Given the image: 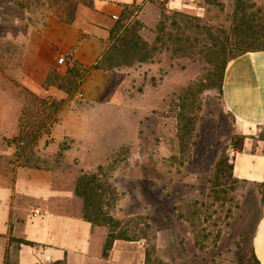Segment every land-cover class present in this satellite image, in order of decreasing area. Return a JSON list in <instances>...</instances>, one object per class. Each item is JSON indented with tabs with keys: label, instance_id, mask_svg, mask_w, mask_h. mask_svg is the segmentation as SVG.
<instances>
[{
	"label": "rangeland",
	"instance_id": "374dc122",
	"mask_svg": "<svg viewBox=\"0 0 264 264\" xmlns=\"http://www.w3.org/2000/svg\"><path fill=\"white\" fill-rule=\"evenodd\" d=\"M181 1L189 6H172L182 14L170 12L163 31L158 0H139L122 21L128 26L137 19L141 38L157 49L145 62L107 70L108 98L117 122L113 153L103 167L117 196L106 212L119 221L118 233L128 238L122 240L143 250L141 264H253L250 244L261 190L226 175L234 121L223 108L212 64L201 51L210 37L218 44L234 42L236 0ZM244 1L254 5L252 13L260 9L264 22V0ZM41 3L60 14L54 0H0V84H12V30L18 32L12 22L22 13L19 8L34 12ZM145 5L142 20L147 23L137 18ZM152 8L159 12L154 22ZM171 21L179 27H171ZM169 32L183 39L187 35L196 47L172 51L175 42L165 40ZM231 52L234 49L228 48L225 55ZM85 76L81 72L78 80L61 81L71 90L68 97ZM8 95L12 101V92ZM68 97L45 98V103L55 101L59 110ZM8 108L6 112H12ZM51 111L47 103L31 99L18 125V132L23 130L20 138L12 135L10 123L0 124V184L11 180L12 167L25 164L50 168L58 182L76 184L82 173L65 154L68 141L56 145L49 138L54 124L49 122L57 118ZM133 260L128 264H137ZM101 263L111 264L107 259ZM6 264H16L14 254Z\"/></svg>",
	"mask_w": 264,
	"mask_h": 264
},
{
	"label": "crops",
	"instance_id": "0c3cea01",
	"mask_svg": "<svg viewBox=\"0 0 264 264\" xmlns=\"http://www.w3.org/2000/svg\"><path fill=\"white\" fill-rule=\"evenodd\" d=\"M137 2L80 0L72 21L62 20L47 3L33 8L34 12L19 8L22 13L12 22V28L18 30H12V84H0V124L10 123L14 135L32 97L67 98L58 82L72 62L59 64L57 59L70 57L86 70V76L57 111L49 138L56 145L68 141L65 154L78 163L81 172L106 163L113 153V124L117 122L106 83L111 72L92 65L106 51L115 21L122 13L129 15ZM168 6L189 5L170 0ZM146 8L137 16L142 22ZM158 15L152 8L150 20L156 21ZM221 87L223 108L234 121L235 133L245 137L242 151L231 147L232 176L254 186L264 185V51H246L228 59ZM8 91L12 101L10 95L5 96ZM8 107L12 112H6ZM82 206L74 184L58 182L52 169L12 167L11 180L0 184V264H6L7 254H14L16 264H103L106 259L111 264H128L133 259L137 264L143 262V250L139 252L122 239H115L108 256L102 257L106 229L85 220ZM251 248L264 264V189Z\"/></svg>",
	"mask_w": 264,
	"mask_h": 264
},
{
	"label": "trees",
	"instance_id": "16d2710c",
	"mask_svg": "<svg viewBox=\"0 0 264 264\" xmlns=\"http://www.w3.org/2000/svg\"><path fill=\"white\" fill-rule=\"evenodd\" d=\"M71 4H70V2ZM209 2V0H205ZM54 3L57 6L56 11L60 14L58 16L64 21H72L79 0H54ZM168 0H158L160 7L161 20L159 22L160 30L164 29V20L169 17V13L173 14H182L179 11L171 10L168 6ZM134 3H131L132 6ZM18 6L23 7V4L17 3ZM126 6V5H124ZM254 5L252 3H246L244 0H236L234 14L236 21L232 26V31L235 36L233 43L227 42V44H218L216 41L212 40L210 37L209 45H202L205 50L201 49L204 52L206 58L210 64H212L213 69L211 70L212 75L216 78V89L222 95V77L224 72V67L228 59L236 57L246 51H255L263 50L264 51V22L260 16V9L256 8V12L252 13L250 10ZM128 13H122V15L115 21L114 25L110 29L109 39L110 45L107 47L106 51L102 57L92 65V68L101 69V70H111L114 67H119L121 65H132L134 62H145L152 58L153 52L157 49L155 43H148L143 40L138 33V29L141 26V23L135 19L133 23L128 26H125L122 21L126 19ZM186 16V15H185ZM187 22V18L185 19ZM171 27H179L175 21H171ZM207 33L211 34L209 30ZM163 36V35H162ZM156 40H160V37H156ZM165 40L168 42H175V46L172 51L180 52L186 51L185 49L195 48V44L190 42V38L186 35L183 39L180 36H176L173 33H167ZM195 40V39H194ZM165 42V47L168 48V43ZM159 42V41H157ZM163 41V45L165 44ZM228 48L234 49V52H231L229 55H225ZM200 51V52H201ZM68 65L66 74L58 82V87H62L68 93L71 90L65 88L64 84L61 81H74L81 75V72H86L77 62L68 57L65 59V63ZM57 78V76H56ZM213 83V81H211ZM208 88H213L211 84H207ZM42 105L44 103L52 107L54 114L57 112V106L54 104L55 101L45 103L46 99L32 97ZM30 99V100H31ZM51 104V105H50ZM57 118L49 122V125L53 124ZM22 123V122H21ZM41 124H45L44 121H41ZM21 126V124H20ZM23 133V130L20 128L18 132V138ZM263 137V135H261ZM244 136L241 134H234L231 139V147L234 151H242L244 145ZM26 166H35L30 164H25ZM38 167V165L36 166ZM226 175L233 182L240 181L232 176V163L226 165ZM82 174L78 177L76 184L74 185V192L79 196L83 201L82 206V217L97 226L106 227V237L102 249V257L106 258L108 256L109 250L111 249L112 243L115 239H124L128 240L126 235L119 234V221L114 219L109 213L106 212V209L113 206L116 200V189L115 187L106 179L109 176V171L104 170L103 165H98L94 171L81 172ZM244 182V181H240ZM256 187L261 190V194L264 189L263 184H256ZM262 199V198H261ZM18 242H23L30 244V241L24 239H16ZM130 240V239H129ZM251 248V244H250ZM251 255L253 264H260L255 258L252 248ZM9 254L6 255L8 259Z\"/></svg>",
	"mask_w": 264,
	"mask_h": 264
},
{
	"label": "built area",
	"instance_id": "2783aa9c",
	"mask_svg": "<svg viewBox=\"0 0 264 264\" xmlns=\"http://www.w3.org/2000/svg\"><path fill=\"white\" fill-rule=\"evenodd\" d=\"M57 62H58L59 64H64V63H65V59L62 58V57H60V58L57 59Z\"/></svg>",
	"mask_w": 264,
	"mask_h": 264
}]
</instances>
